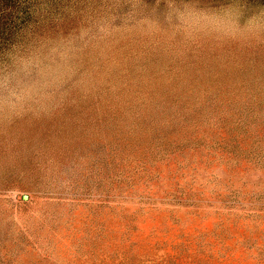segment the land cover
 <instances>
[{"label": "rangeland", "instance_id": "obj_1", "mask_svg": "<svg viewBox=\"0 0 264 264\" xmlns=\"http://www.w3.org/2000/svg\"><path fill=\"white\" fill-rule=\"evenodd\" d=\"M0 264H264V0H0Z\"/></svg>", "mask_w": 264, "mask_h": 264}]
</instances>
